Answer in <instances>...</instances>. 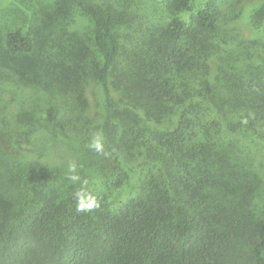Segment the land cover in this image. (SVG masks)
I'll list each match as a JSON object with an SVG mask.
<instances>
[{
  "label": "trees",
  "instance_id": "trees-1",
  "mask_svg": "<svg viewBox=\"0 0 264 264\" xmlns=\"http://www.w3.org/2000/svg\"><path fill=\"white\" fill-rule=\"evenodd\" d=\"M166 11L142 29L104 0H60L26 31L0 29V99L33 88L79 109L84 123L68 127L87 142L84 153L72 148L81 178L72 182L66 161L22 154L38 130L63 132L37 103L2 117L0 264H264V209L231 149L236 137L264 142V52L245 47L227 63L218 0L196 10L168 0ZM252 17L264 20L263 0ZM90 82L101 103L93 117ZM97 133L103 154L88 148ZM84 180L94 206L77 212Z\"/></svg>",
  "mask_w": 264,
  "mask_h": 264
},
{
  "label": "rangeland",
  "instance_id": "rangeland-1",
  "mask_svg": "<svg viewBox=\"0 0 264 264\" xmlns=\"http://www.w3.org/2000/svg\"><path fill=\"white\" fill-rule=\"evenodd\" d=\"M167 1L104 0L105 4L110 7L122 9L131 13V15L133 14L136 24L142 29L146 27L151 28L160 17H167ZM204 1L192 0L194 10L202 5ZM218 1L222 12L221 33L227 39V46L224 47V50H221V54L227 63L235 66L239 59L238 53H241L245 47H248L246 51L258 48L264 52V20L261 24H256L252 17L254 10L262 0H242L241 2H237L238 0ZM56 2L60 3V0H0V29L5 30V27L11 25L26 31L29 27H33V24L38 22L42 17L46 18L51 10L56 8ZM71 11L75 20L74 25L81 31L90 34L91 25L88 18L80 10ZM181 16L186 19L189 17L187 13H182ZM21 89L22 92H15L13 89L12 91L7 90L1 96L0 124L5 128V124L2 123V117H4L3 121L10 120L9 113L21 110L23 102L29 99L40 106L46 117L49 116L48 118L52 121V126H57L58 129L63 131L62 133H58L57 130L56 135H54L51 130L40 129L32 134L29 140L23 144L22 154L25 160L35 163L43 161L56 163L59 160L66 162L69 160L76 161L75 151L72 148L80 146L77 149L79 152H83L86 149L87 142L83 141L86 139L81 138L79 140L80 136H77L76 132L69 129L68 126L70 123L75 124L76 122L77 125L82 126L85 114L76 108H68L66 110L67 107H60V104L52 102L36 89L23 87ZM93 90L97 93L94 83L90 82L87 85L89 117L95 116L96 110L100 108L101 104L99 97L93 95ZM61 116L64 119L60 118ZM92 124L91 128H96V121ZM13 128V125L7 127L9 130ZM41 128H44V126H41ZM63 139H67L68 144H63ZM231 142V149L240 157V161L246 168V173H248V175L245 174V179L256 183L253 201L257 207L264 209V142L246 137H236ZM81 168H85L84 171H86V165L82 164ZM0 190L4 189L0 188ZM130 191V186L124 185L118 197L124 198L129 195Z\"/></svg>",
  "mask_w": 264,
  "mask_h": 264
},
{
  "label": "clouds",
  "instance_id": "clouds-1",
  "mask_svg": "<svg viewBox=\"0 0 264 264\" xmlns=\"http://www.w3.org/2000/svg\"><path fill=\"white\" fill-rule=\"evenodd\" d=\"M88 148L98 154H103L105 151L104 138L101 134H95L88 144ZM77 162L75 160H69L67 162L66 178L72 182L79 181L81 178L77 174ZM77 200V212L90 211L94 206V198L87 191V181L81 182V188L75 193Z\"/></svg>",
  "mask_w": 264,
  "mask_h": 264
}]
</instances>
